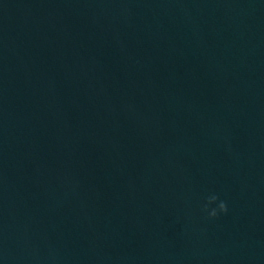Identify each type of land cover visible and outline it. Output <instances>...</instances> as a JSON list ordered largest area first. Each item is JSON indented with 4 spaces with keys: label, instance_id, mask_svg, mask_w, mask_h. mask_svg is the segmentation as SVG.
Returning <instances> with one entry per match:
<instances>
[{
    "label": "water",
    "instance_id": "1",
    "mask_svg": "<svg viewBox=\"0 0 264 264\" xmlns=\"http://www.w3.org/2000/svg\"><path fill=\"white\" fill-rule=\"evenodd\" d=\"M0 264H264V0H0Z\"/></svg>",
    "mask_w": 264,
    "mask_h": 264
},
{
    "label": "clouds",
    "instance_id": "2",
    "mask_svg": "<svg viewBox=\"0 0 264 264\" xmlns=\"http://www.w3.org/2000/svg\"><path fill=\"white\" fill-rule=\"evenodd\" d=\"M215 204V207L211 205ZM202 210L207 214L208 218H216L221 213H227L228 208L225 201L220 200L218 195L211 194L206 197V202L202 206Z\"/></svg>",
    "mask_w": 264,
    "mask_h": 264
}]
</instances>
